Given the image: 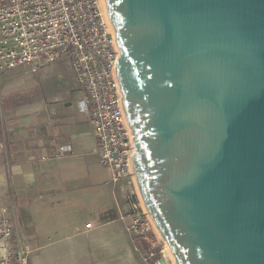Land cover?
Returning <instances> with one entry per match:
<instances>
[{
	"label": "water",
	"instance_id": "water-1",
	"mask_svg": "<svg viewBox=\"0 0 264 264\" xmlns=\"http://www.w3.org/2000/svg\"><path fill=\"white\" fill-rule=\"evenodd\" d=\"M102 4L133 175L175 263L264 264V0Z\"/></svg>",
	"mask_w": 264,
	"mask_h": 264
},
{
	"label": "crops",
	"instance_id": "crops-1",
	"mask_svg": "<svg viewBox=\"0 0 264 264\" xmlns=\"http://www.w3.org/2000/svg\"><path fill=\"white\" fill-rule=\"evenodd\" d=\"M0 92V207L18 211L30 264H129L134 185L108 183L71 64L2 71Z\"/></svg>",
	"mask_w": 264,
	"mask_h": 264
},
{
	"label": "built area",
	"instance_id": "built-area-1",
	"mask_svg": "<svg viewBox=\"0 0 264 264\" xmlns=\"http://www.w3.org/2000/svg\"><path fill=\"white\" fill-rule=\"evenodd\" d=\"M119 56L102 0H0V72L71 64L82 95L79 108L90 119L95 153L111 170L112 185L133 174L135 153L116 73ZM2 111L0 92V116ZM69 151L61 148L58 157ZM140 222L137 217L134 233ZM30 254L15 215L0 207V264H27Z\"/></svg>",
	"mask_w": 264,
	"mask_h": 264
},
{
	"label": "rangeland",
	"instance_id": "rangeland-1",
	"mask_svg": "<svg viewBox=\"0 0 264 264\" xmlns=\"http://www.w3.org/2000/svg\"><path fill=\"white\" fill-rule=\"evenodd\" d=\"M128 178L132 180L134 185V194L129 195L131 208L127 214L124 215L127 222L129 248L131 250L129 251V264H156L162 258H166L168 264H176L170 252H167V245L162 240L157 229L152 224L151 219L147 215L135 182L134 175L132 174ZM15 217L17 227L20 229L21 224L17 210H15ZM137 217L142 219V223L140 222L139 224L143 226L141 227L138 225L136 227L138 232L134 233V221ZM166 253H169V255ZM165 254L168 257H166ZM35 255L37 254H30L28 256L27 264L31 263Z\"/></svg>",
	"mask_w": 264,
	"mask_h": 264
},
{
	"label": "bare ground",
	"instance_id": "bare-ground-1",
	"mask_svg": "<svg viewBox=\"0 0 264 264\" xmlns=\"http://www.w3.org/2000/svg\"><path fill=\"white\" fill-rule=\"evenodd\" d=\"M167 249H168V247H167ZM167 252H170V251H169V249H168V251H167ZM166 254H168V255H169V253H166ZM166 254H165V256H166V257H168ZM170 254H171V253H170Z\"/></svg>",
	"mask_w": 264,
	"mask_h": 264
}]
</instances>
